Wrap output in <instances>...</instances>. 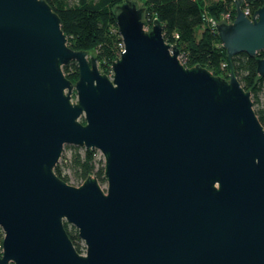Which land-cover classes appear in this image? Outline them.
Here are the masks:
<instances>
[{
    "label": "water",
    "instance_id": "obj_1",
    "mask_svg": "<svg viewBox=\"0 0 264 264\" xmlns=\"http://www.w3.org/2000/svg\"><path fill=\"white\" fill-rule=\"evenodd\" d=\"M253 1L233 0L234 19L215 24L228 60L264 49V0L251 19L241 8ZM140 6L114 8L124 50L107 76L67 45L45 0H0V264H264V128L250 93L232 70L184 66ZM66 145L100 152L105 190L55 175Z\"/></svg>",
    "mask_w": 264,
    "mask_h": 264
},
{
    "label": "trees",
    "instance_id": "obj_2",
    "mask_svg": "<svg viewBox=\"0 0 264 264\" xmlns=\"http://www.w3.org/2000/svg\"><path fill=\"white\" fill-rule=\"evenodd\" d=\"M61 20V29L67 37V45L73 50H83L94 56L98 69L102 74H110L111 63L119 53L121 42L117 33L114 8L124 0H45ZM144 9L143 22L150 30L152 21L157 19L163 27L164 40L175 45L179 51V59L186 67L200 65L215 76L227 78L233 71L239 84L251 96L253 107L258 102V95L264 88V77L256 74V58L264 56V49L256 57L245 53L234 55L228 60L222 48L215 27H205L206 10L215 21L226 11L221 2L205 4V0H139ZM231 2L230 19L235 16L233 0ZM261 0L249 3L251 15L261 6ZM243 7V5H242ZM202 28L201 34L197 31ZM64 75L75 83L78 79V68L75 62L62 67ZM74 97V94H73ZM255 114L264 128V106H256ZM83 123L84 120L81 119ZM69 158L61 157V164L54 168L55 175L65 183L72 180L80 185L93 174L98 182L105 183L103 178L102 158H96V150L83 147L67 146ZM67 170V172H66ZM64 228L78 253L84 250L77 230Z\"/></svg>",
    "mask_w": 264,
    "mask_h": 264
},
{
    "label": "rangeland",
    "instance_id": "obj_3",
    "mask_svg": "<svg viewBox=\"0 0 264 264\" xmlns=\"http://www.w3.org/2000/svg\"><path fill=\"white\" fill-rule=\"evenodd\" d=\"M221 1H222L223 5H224V4L226 5V11L223 12V13H221V14L219 15V19H220V20H221L222 17H224L226 14H229V15L231 16V14H230V11H231V2L229 3V1H227V0H205V4L212 3V2H221ZM72 2H73V0H69V3H72ZM241 8H242V7H241ZM203 14H204V16H205L204 26H205V27H210V28H211L213 22H217V21H215L214 19H212V18L209 16L208 12H206V10L203 12ZM219 22H220V21H218L217 23H219ZM145 29L148 30V27L145 26ZM201 31H202V28H200V29L197 31V34H198V35L201 34ZM74 99H75V98H73V100H74ZM256 106H264V88H263V90L260 91V93H259V95H258V102L256 103ZM256 106H254L253 109H255ZM67 146H70V145H66V146H64V148H63V150H62V153H61V156H60V159H59V161H58L59 164L62 163V162H61V157H63L64 159H68V158H69V151H68V149H67ZM96 158H102V156H101V154H100L99 151H96ZM66 172H67V170H66ZM90 176L95 177L93 174H91ZM68 184L73 185V186H78V185H76L72 180H70V183H68ZM99 185H100L101 189L105 190V188H106V182H105V183H100V182H99ZM68 225H69V224H68ZM68 229H69L70 231H72V229L76 230V229H75L73 226H71V225H69ZM2 235H3V234H2V231H1V229H0V242H1V239H2ZM80 243L83 245L82 242H80ZM83 247H84V246H83ZM83 251H84V250H83Z\"/></svg>",
    "mask_w": 264,
    "mask_h": 264
},
{
    "label": "built area",
    "instance_id": "obj_4",
    "mask_svg": "<svg viewBox=\"0 0 264 264\" xmlns=\"http://www.w3.org/2000/svg\"><path fill=\"white\" fill-rule=\"evenodd\" d=\"M242 11L244 12V14H245L249 19L252 18V15H251V13H250V9H249V3H244V4H243ZM221 20H224V22H226V23H229V22L232 21V20L230 19V15H229V14H226L224 17H222ZM216 23H217V22H213L212 26L215 27V24H216ZM118 48H119V53H118V56H117V57H119V54L122 52V49L124 50V45H123L122 41L118 44ZM117 57H116V58H117ZM110 75H111V70H110V74H109L108 76H110ZM83 252H84V251H83Z\"/></svg>",
    "mask_w": 264,
    "mask_h": 264
}]
</instances>
